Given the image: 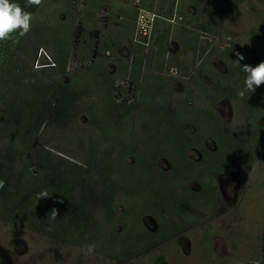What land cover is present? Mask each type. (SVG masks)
Returning <instances> with one entry per match:
<instances>
[{
    "label": "rangeland",
    "instance_id": "1",
    "mask_svg": "<svg viewBox=\"0 0 264 264\" xmlns=\"http://www.w3.org/2000/svg\"><path fill=\"white\" fill-rule=\"evenodd\" d=\"M20 33L0 53V264H262L264 84L238 93L264 0H41Z\"/></svg>",
    "mask_w": 264,
    "mask_h": 264
},
{
    "label": "clouds",
    "instance_id": "2",
    "mask_svg": "<svg viewBox=\"0 0 264 264\" xmlns=\"http://www.w3.org/2000/svg\"><path fill=\"white\" fill-rule=\"evenodd\" d=\"M33 2L38 3L39 0H33ZM31 20L32 13L22 9L15 0H0V41L9 39L17 29L21 30V35L27 33ZM237 57V64L245 58L239 53ZM241 70L246 73V78L244 88L239 91L238 95L244 97L246 92H254L261 84H264V61L255 67L245 64ZM2 186L3 182H0V187ZM88 251H94V246H89Z\"/></svg>",
    "mask_w": 264,
    "mask_h": 264
},
{
    "label": "trees",
    "instance_id": "3",
    "mask_svg": "<svg viewBox=\"0 0 264 264\" xmlns=\"http://www.w3.org/2000/svg\"><path fill=\"white\" fill-rule=\"evenodd\" d=\"M15 2L19 3L21 5L22 9H24V10H26V11H28V12L33 14L38 9L41 0H39L38 3L33 2V0H15ZM7 40L8 39L0 41V53L9 52V50L11 49L12 42L11 41H7ZM191 118L193 119V117H191ZM51 183H53V189L50 192V197H51V199L53 201H55L54 200V195H55L54 192H56L58 190L59 186L57 185V181L56 180H54ZM36 186H38V185H36ZM39 187L40 186H38V188ZM60 190L61 189H59L58 191H60ZM64 190H65V187L62 188L63 192H64ZM2 191L3 190L0 191L1 192L0 194H2ZM55 199H56V196H55ZM58 201H60V200H58ZM55 204H56V201H55ZM60 207H63V206L61 205ZM177 209H178V213L181 216H189L192 213V211L194 210L192 205L186 199H182V200H180L178 202ZM156 264H170V263L167 261V259L164 256H160L157 259ZM262 264H264V232H263V262H262Z\"/></svg>",
    "mask_w": 264,
    "mask_h": 264
}]
</instances>
